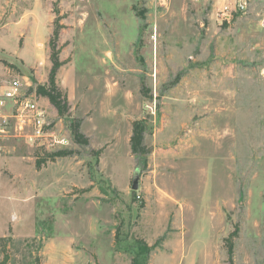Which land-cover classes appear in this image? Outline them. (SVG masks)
Segmentation results:
<instances>
[{"label": "rangeland", "instance_id": "374dc122", "mask_svg": "<svg viewBox=\"0 0 264 264\" xmlns=\"http://www.w3.org/2000/svg\"><path fill=\"white\" fill-rule=\"evenodd\" d=\"M234 3L0 0V93L20 76L62 140L0 118V264H229L236 227L234 264H264V0ZM55 29L64 112L38 91Z\"/></svg>", "mask_w": 264, "mask_h": 264}, {"label": "built area", "instance_id": "2783aa9c", "mask_svg": "<svg viewBox=\"0 0 264 264\" xmlns=\"http://www.w3.org/2000/svg\"><path fill=\"white\" fill-rule=\"evenodd\" d=\"M253 0H234V7L224 5L221 10L223 19H229L230 15L235 12H247L250 3ZM261 22L264 23V12L261 16ZM40 99L36 94L27 93V85L22 81L20 76L11 77L7 81V85L0 93V118L4 122H8V118H13L15 122V130L20 134L27 133L32 145H36L39 151L47 150L51 143L48 136L55 140V130L50 127L51 121L45 114V109L40 104ZM9 107L10 113H6L3 109ZM62 142V140H55Z\"/></svg>", "mask_w": 264, "mask_h": 264}, {"label": "trees", "instance_id": "16d2710c", "mask_svg": "<svg viewBox=\"0 0 264 264\" xmlns=\"http://www.w3.org/2000/svg\"><path fill=\"white\" fill-rule=\"evenodd\" d=\"M59 30L55 29L53 37L50 41L51 47V60L52 68L49 74L50 86L48 88L44 86H39L38 91L47 96L52 104L58 109L59 112H64L68 108V100L63 97L62 92L59 90L56 84V75L58 69L63 64L60 60V51L58 49L57 41L59 39ZM147 131V124L144 120H135L132 124V135H131V148L132 152L138 157H144L146 160L147 155L150 153V150L145 143V134ZM70 132L72 138L80 143H87L88 139L85 134L80 130L79 124L75 123L71 125ZM60 154V153H57ZM40 162L38 165H40ZM146 162V161H145ZM239 229L236 227L233 232L225 239L226 246L228 249V258L229 264H234V239L238 236ZM119 230L116 232V239L118 236ZM153 248V247H152ZM147 245H143L142 249L136 253L130 261V264H149V257L151 254V249Z\"/></svg>", "mask_w": 264, "mask_h": 264}, {"label": "water", "instance_id": "95a60500", "mask_svg": "<svg viewBox=\"0 0 264 264\" xmlns=\"http://www.w3.org/2000/svg\"><path fill=\"white\" fill-rule=\"evenodd\" d=\"M132 189L137 190L140 187V173L136 172L133 178Z\"/></svg>", "mask_w": 264, "mask_h": 264}]
</instances>
